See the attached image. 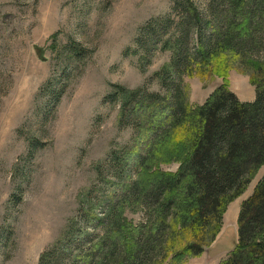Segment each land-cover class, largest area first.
Returning a JSON list of instances; mask_svg holds the SVG:
<instances>
[{
    "label": "rangeland",
    "instance_id": "obj_1",
    "mask_svg": "<svg viewBox=\"0 0 264 264\" xmlns=\"http://www.w3.org/2000/svg\"><path fill=\"white\" fill-rule=\"evenodd\" d=\"M193 1L204 11L210 0ZM172 8V0H0V264H40L83 224L82 213L100 216V203L119 184L110 171L112 152L140 141L121 121L114 88L163 91L157 74L172 54L154 46L144 60L137 40L144 27L166 17L172 37ZM72 46L81 56L70 55ZM246 71L235 65L227 77L241 102L255 98ZM182 78L193 106L222 84L216 77ZM133 177L129 169L125 181ZM263 177L264 167L227 207L215 242L182 264L229 257L241 204Z\"/></svg>",
    "mask_w": 264,
    "mask_h": 264
},
{
    "label": "trees",
    "instance_id": "obj_2",
    "mask_svg": "<svg viewBox=\"0 0 264 264\" xmlns=\"http://www.w3.org/2000/svg\"><path fill=\"white\" fill-rule=\"evenodd\" d=\"M172 1L175 34L166 36V17L137 40L144 60L154 46L172 54L157 74L163 91L117 86L111 97L123 125L140 139L111 154L117 190L100 203V216L82 213L83 224L40 264H182L215 242L227 207L264 167V0H210L204 11L193 0ZM69 53L81 56L76 46ZM235 65L250 73L252 102L229 89ZM195 75L222 79L197 106L182 78ZM169 165L177 171L161 169ZM129 169L134 177L125 181ZM237 228L235 247L221 264H264V177L241 204Z\"/></svg>",
    "mask_w": 264,
    "mask_h": 264
},
{
    "label": "crops",
    "instance_id": "obj_3",
    "mask_svg": "<svg viewBox=\"0 0 264 264\" xmlns=\"http://www.w3.org/2000/svg\"><path fill=\"white\" fill-rule=\"evenodd\" d=\"M236 95V94H235ZM238 98V97H237ZM239 99V98H238ZM249 102H252V100L251 101H249Z\"/></svg>",
    "mask_w": 264,
    "mask_h": 264
}]
</instances>
